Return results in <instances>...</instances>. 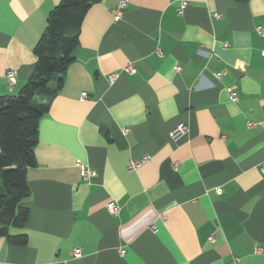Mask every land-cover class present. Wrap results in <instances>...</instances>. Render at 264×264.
Listing matches in <instances>:
<instances>
[{"label":"crops","instance_id":"crops-1","mask_svg":"<svg viewBox=\"0 0 264 264\" xmlns=\"http://www.w3.org/2000/svg\"><path fill=\"white\" fill-rule=\"evenodd\" d=\"M59 1L0 0V95L26 84ZM119 1L83 19L10 231L27 243L0 237V264H264V0H127L116 20Z\"/></svg>","mask_w":264,"mask_h":264},{"label":"trees","instance_id":"trees-1","mask_svg":"<svg viewBox=\"0 0 264 264\" xmlns=\"http://www.w3.org/2000/svg\"><path fill=\"white\" fill-rule=\"evenodd\" d=\"M99 0H60L48 13L43 33L33 48L34 70L16 96L0 95V237L24 246L25 234H12L24 227L28 209L26 170L35 166L34 148L38 122L61 90L73 51L79 44L83 19Z\"/></svg>","mask_w":264,"mask_h":264},{"label":"built area","instance_id":"built-area-1","mask_svg":"<svg viewBox=\"0 0 264 264\" xmlns=\"http://www.w3.org/2000/svg\"><path fill=\"white\" fill-rule=\"evenodd\" d=\"M126 2H127V0H120L119 3L117 4L116 9H115V15H114V18L116 20H119L121 18L123 10L126 6ZM185 6H186V0H181V5H180V8L178 10L179 14L182 13ZM179 68L180 67H176L175 70L179 71ZM122 70L126 73H133L134 67L132 64H128ZM119 75H120L119 72L112 73V74L108 75V77H107L108 83L110 85L115 83V81L117 80ZM5 76H6L8 83L10 85L15 84V72L14 71H12V70L6 71ZM215 76L218 77L219 73H217ZM235 96H236L235 92L229 91V99L231 101H234L236 99ZM85 97H86V93L82 92L80 95V98L84 99ZM186 132H187L186 125H184L183 123H180V124L176 125V127L170 132V138L173 139L174 141L178 140L181 137H183L186 134ZM145 160H146V158L143 157V158L138 159V160L129 161L128 169H130V170L137 169ZM77 166L79 167L80 175H81V178L83 180L88 181L96 175V171L94 169L90 168L89 166L85 165V164L77 163ZM260 171H261V173H264V163H262L260 165ZM216 191H217V189H216ZM108 209L113 214L118 212V207L114 202L108 203ZM161 218H162V216H161ZM209 238H210V240H212V238H213L212 235ZM73 256L74 257L80 256L79 249L73 250Z\"/></svg>","mask_w":264,"mask_h":264},{"label":"rangeland","instance_id":"rangeland-1","mask_svg":"<svg viewBox=\"0 0 264 264\" xmlns=\"http://www.w3.org/2000/svg\"><path fill=\"white\" fill-rule=\"evenodd\" d=\"M13 231H15V230L13 229Z\"/></svg>","mask_w":264,"mask_h":264}]
</instances>
